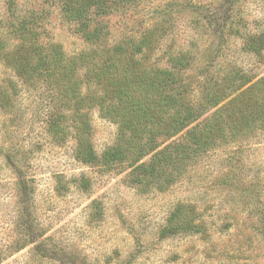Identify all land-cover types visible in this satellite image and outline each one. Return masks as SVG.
<instances>
[{"label": "rangeland", "instance_id": "rangeland-1", "mask_svg": "<svg viewBox=\"0 0 264 264\" xmlns=\"http://www.w3.org/2000/svg\"><path fill=\"white\" fill-rule=\"evenodd\" d=\"M75 2L0 0V264H264V128L220 138L162 182L135 186L132 159L111 166L101 159L117 142L115 122L97 108L73 112L63 92L17 71L15 54L35 69L50 45L68 57L90 49L80 22L65 15ZM97 22L109 45L136 44L154 30L144 59L159 67L187 53L184 83L196 92L264 76V0H138L113 5ZM232 92L228 100L240 90ZM56 114L66 116L60 133L49 130ZM177 208L204 220L206 234L165 236Z\"/></svg>", "mask_w": 264, "mask_h": 264}, {"label": "trees", "instance_id": "trees-1", "mask_svg": "<svg viewBox=\"0 0 264 264\" xmlns=\"http://www.w3.org/2000/svg\"><path fill=\"white\" fill-rule=\"evenodd\" d=\"M136 1L81 0L80 4L75 2L73 7L65 8L68 20L80 22V31L91 45L76 57H68L58 45H50L40 53L35 69L19 64L18 54L11 59L17 61L14 65L25 79L46 81L48 86L63 92L67 108L72 107L73 112L97 108L103 118L117 124V142L101 159L106 166L132 159L130 180L135 186L147 180L162 182L158 179L166 171L172 167L179 170V165H186L211 150L220 138L245 136L264 128V76L242 75L239 82L234 81L230 86L219 81L220 85L196 92L190 90V83H184V73L191 64L187 53L172 54L168 60L170 67L145 61V53L156 43V39H151L154 30L147 31L136 44H104L109 32H105V26L97 18L111 14L115 4ZM230 90L240 92L228 100ZM198 96H201L199 101L195 100ZM213 109H216L213 115L201 127L197 125ZM64 116L56 114L49 124L51 132L63 131ZM78 116L83 117L82 127L89 134L88 113ZM85 147L87 161L96 162L98 159L89 142ZM150 155V162H145ZM19 185L21 195L27 196L25 182L19 180ZM181 214L177 208L171 215L163 232L165 236L206 234L204 220ZM35 241L32 239L29 243ZM43 255L50 256L44 252Z\"/></svg>", "mask_w": 264, "mask_h": 264}]
</instances>
